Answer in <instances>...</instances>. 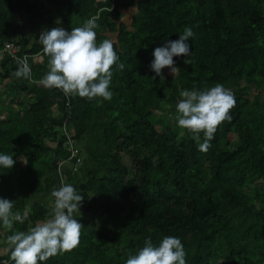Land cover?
<instances>
[{
    "label": "trees",
    "instance_id": "1",
    "mask_svg": "<svg viewBox=\"0 0 264 264\" xmlns=\"http://www.w3.org/2000/svg\"><path fill=\"white\" fill-rule=\"evenodd\" d=\"M92 17L97 43L115 38L125 65L113 72L111 100L41 86L49 57L34 30L71 31ZM185 28L194 33L191 63L174 57L178 75L161 79L152 53ZM6 42L33 58L30 80L14 75L9 56L0 60L20 107L0 118V154L16 160L0 167V198L20 217L11 232L0 222V239L50 218L51 192L64 182L91 218L74 213L84 225L78 247L38 264H126L165 236L181 240L186 264H264V0H0V49ZM217 84L236 103L204 152L178 126L176 105L182 90ZM69 115L82 162L59 169L71 156L60 130ZM0 264H14L10 253Z\"/></svg>",
    "mask_w": 264,
    "mask_h": 264
},
{
    "label": "clouds",
    "instance_id": "2",
    "mask_svg": "<svg viewBox=\"0 0 264 264\" xmlns=\"http://www.w3.org/2000/svg\"><path fill=\"white\" fill-rule=\"evenodd\" d=\"M98 27L96 17H92L82 27L71 31L63 27L43 31L39 42L49 57V70L38 83L49 90H60L66 97L111 100L113 94L109 88L113 72L116 68L123 70L125 65L115 50V38L97 43L95 29ZM193 36L191 28H185L178 39L167 40L164 46L154 49L150 67L156 76L164 79L165 68L174 77L178 75L174 57H186L184 63H191L188 57L192 49L187 41ZM14 59L18 65L14 75L30 80L27 57ZM180 96L182 99L176 105L178 126L192 135L200 151L207 152L218 127L231 120L230 111L236 103L234 93L217 84L207 90H182ZM201 134L203 143H200ZM15 163L11 155L0 154V167L12 169ZM51 196L55 199L50 218L38 221L27 232L15 231L9 235L7 247L0 249V255L10 253L14 264H38L78 247L84 225L74 218V213L80 212L83 196L74 186L63 182ZM13 207V201L0 198V222L10 232L14 222L20 220L19 215L13 213ZM126 264H186V252L177 237L165 236L158 246H154L149 238L137 254L129 256Z\"/></svg>",
    "mask_w": 264,
    "mask_h": 264
},
{
    "label": "built area",
    "instance_id": "3",
    "mask_svg": "<svg viewBox=\"0 0 264 264\" xmlns=\"http://www.w3.org/2000/svg\"><path fill=\"white\" fill-rule=\"evenodd\" d=\"M20 50H21V46L19 44L15 43V42H6L3 46V48L0 49V60L4 59L5 56H9L12 60H14L16 62V60L14 58H21L22 59V58L27 57L28 65L31 68L29 60H30V58H33V57L29 54H24L23 56H20L19 55ZM34 57H36V56H34ZM67 105L69 106L70 103L67 102ZM60 130L62 133H64L65 135L68 136L67 146L71 151V156L68 160H64V161L60 162V168L59 169H62V167L67 166V164H70V162H72L73 159H77V161L75 163V167H77L82 162V159L80 157H78L79 149L76 147L73 139L70 136L71 132L69 130L68 122H65L64 128H60ZM4 263H6V262H4Z\"/></svg>",
    "mask_w": 264,
    "mask_h": 264
},
{
    "label": "crops",
    "instance_id": "4",
    "mask_svg": "<svg viewBox=\"0 0 264 264\" xmlns=\"http://www.w3.org/2000/svg\"><path fill=\"white\" fill-rule=\"evenodd\" d=\"M127 15H126V17H127ZM37 60H42V57H38ZM4 81H6V82L4 83ZM10 88H11V80L0 79V118H2V119L9 118L11 111H15L16 109H20V107L12 104V102H11L13 96L10 93ZM21 98H26L25 94H22ZM55 112H57V109L55 110ZM23 166H25V162H24ZM69 167L70 166L67 165V168H69ZM2 239H0V249H4L7 247L6 243H5L6 241L4 240L5 238L3 240Z\"/></svg>",
    "mask_w": 264,
    "mask_h": 264
},
{
    "label": "rangeland",
    "instance_id": "5",
    "mask_svg": "<svg viewBox=\"0 0 264 264\" xmlns=\"http://www.w3.org/2000/svg\"><path fill=\"white\" fill-rule=\"evenodd\" d=\"M125 22H126L129 26H131V23H132L131 12L127 15V17H125ZM33 28H34V27H33ZM43 31H44L43 29L34 30V32H33V37H34V38H39L40 35H41V33H42ZM163 73L166 74V75H168L169 77H174L172 74H170V71H169L168 68H165V69L163 70ZM163 76H164V75H163ZM5 82H6V81H4V83H5ZM242 85H244V82H242ZM2 86H3V85H2ZM254 91H255V89H254ZM159 114H161V113H159ZM70 121H71V115H69V117L66 119V122L70 123ZM237 143H238V141H237V137H235V139H234L233 142H232L231 147H232V148H236ZM67 165H68V164H67ZM80 213H81L82 215L86 216V217L91 218V212H89V211H86V210L80 208ZM3 239H4V238H3ZM3 239H2V240H3ZM4 240H5V239H4ZM5 241H6V240H5ZM5 243H6V242H5ZM6 246H7V244H6Z\"/></svg>",
    "mask_w": 264,
    "mask_h": 264
}]
</instances>
